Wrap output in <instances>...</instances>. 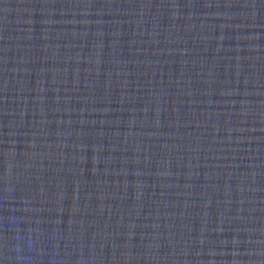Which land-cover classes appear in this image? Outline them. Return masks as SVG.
I'll use <instances>...</instances> for the list:
<instances>
[{"label":"water","instance_id":"water-1","mask_svg":"<svg viewBox=\"0 0 264 264\" xmlns=\"http://www.w3.org/2000/svg\"><path fill=\"white\" fill-rule=\"evenodd\" d=\"M0 264H264V0H0Z\"/></svg>","mask_w":264,"mask_h":264}]
</instances>
